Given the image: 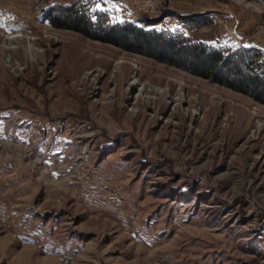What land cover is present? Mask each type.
<instances>
[{"label": "rangeland", "instance_id": "rangeland-1", "mask_svg": "<svg viewBox=\"0 0 264 264\" xmlns=\"http://www.w3.org/2000/svg\"><path fill=\"white\" fill-rule=\"evenodd\" d=\"M73 1L0 0V264H264V104L45 21ZM102 9L264 68V0Z\"/></svg>", "mask_w": 264, "mask_h": 264}, {"label": "trees", "instance_id": "trees-1", "mask_svg": "<svg viewBox=\"0 0 264 264\" xmlns=\"http://www.w3.org/2000/svg\"><path fill=\"white\" fill-rule=\"evenodd\" d=\"M44 19L54 28L138 52L252 95L264 104V68L258 61L259 52L251 48L232 49L199 39L168 36L147 28L148 20L143 24L113 21L107 10L95 9L89 0H74L68 6L55 4L46 10Z\"/></svg>", "mask_w": 264, "mask_h": 264}, {"label": "bare ground", "instance_id": "bare-ground-1", "mask_svg": "<svg viewBox=\"0 0 264 264\" xmlns=\"http://www.w3.org/2000/svg\"><path fill=\"white\" fill-rule=\"evenodd\" d=\"M24 38V35L22 34V33H20V32H18V33H13V34H10L8 37H7V40L8 41H14V40H20V39H23ZM5 50H17V48H13V47H11L10 45H6L5 46ZM95 60V59H94ZM107 65L109 66L110 64L109 63H107ZM120 73H122V71L120 72ZM123 74V73H122ZM87 75H90V77H92V79H89L88 80V83H87V87H86V90H90V89H95V81L97 80V76H94L93 77V72H88L87 73ZM120 76H121V74H120ZM116 78V77H115ZM118 78V77H117ZM124 80V79H123ZM133 86H132V89H135V88H137V85H136V83H133L132 84ZM120 87V86H119ZM150 90H149V88L147 87V86H145V87H143V88H141L140 90H139V94L135 97V99H136V102L138 103V104H147V105H149L150 104V100L152 99L151 97H150ZM155 92H157V94L158 95H160V96H162V95H164V93H165V91L164 90H162V89H157V90H155ZM116 94V93H115ZM120 94V96H122V95H127L128 94V91L126 90V91H124V92H120L119 93ZM118 93L116 94V96L117 95H119ZM114 95V94H113ZM113 95H111L109 98H111ZM123 97V96H122ZM165 97V96H164ZM160 99L162 100V98L160 97ZM177 102L179 103V105H177V107H176V112L177 111H180V106L182 105V103L184 102V98L183 97H180V98H178L177 99ZM194 114H197L196 112H193Z\"/></svg>", "mask_w": 264, "mask_h": 264}, {"label": "snow or ice", "instance_id": "snow-or-ice-1", "mask_svg": "<svg viewBox=\"0 0 264 264\" xmlns=\"http://www.w3.org/2000/svg\"><path fill=\"white\" fill-rule=\"evenodd\" d=\"M109 2V0H96V8L102 10V4ZM0 27H4V23L0 20Z\"/></svg>", "mask_w": 264, "mask_h": 264}]
</instances>
